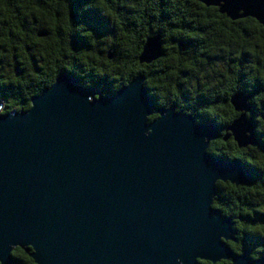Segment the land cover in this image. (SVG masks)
Returning a JSON list of instances; mask_svg holds the SVG:
<instances>
[{
  "label": "water",
  "instance_id": "water-1",
  "mask_svg": "<svg viewBox=\"0 0 264 264\" xmlns=\"http://www.w3.org/2000/svg\"><path fill=\"white\" fill-rule=\"evenodd\" d=\"M199 1L264 26V0ZM161 55V36L147 37L140 62ZM144 81L103 95L63 72L26 110L2 112L0 96V264H14L13 247L36 264H264L229 247L233 223L212 204L218 181L251 173L208 151L214 122L156 108ZM249 99L230 98L239 147L257 143Z\"/></svg>",
  "mask_w": 264,
  "mask_h": 264
},
{
  "label": "trees",
  "instance_id": "trees-1",
  "mask_svg": "<svg viewBox=\"0 0 264 264\" xmlns=\"http://www.w3.org/2000/svg\"><path fill=\"white\" fill-rule=\"evenodd\" d=\"M155 34L161 36L162 55L140 62L146 38ZM26 44L32 45L29 52L36 60L28 55L21 59ZM63 72L74 73L107 94L143 74L156 108L175 104L176 110L198 121L214 122L222 136L210 141L208 151L238 160L252 176L250 183L236 186L241 190L226 205L222 196L227 201L230 192L224 182L216 183L218 199L213 206L231 219L235 231L236 240L227 243L238 253L264 254L262 24L249 16L231 19L217 6L199 0H0L2 112L28 109L31 97ZM240 91L250 95L257 137L255 146L246 148L233 137L222 139L237 117L230 98ZM155 117L156 112L149 120ZM11 256L14 264H36L20 247H13Z\"/></svg>",
  "mask_w": 264,
  "mask_h": 264
},
{
  "label": "flooded vegetation",
  "instance_id": "flooded-vegetation-1",
  "mask_svg": "<svg viewBox=\"0 0 264 264\" xmlns=\"http://www.w3.org/2000/svg\"><path fill=\"white\" fill-rule=\"evenodd\" d=\"M14 43V42H13ZM13 43H10V45H9V47L10 48H12L13 50L12 51H16L17 50V46L16 45H14ZM31 43H33V41H31ZM23 51H21V54H23V56L21 57V59H25V56H31L32 58H33V60H36V54H31V52H29V51H33V47H32V45L31 44H26V45H24V48L22 49ZM34 50H36V48L34 49ZM39 56H42V58L44 57V58H46L45 56H43V54L40 52V54H38ZM16 58H17V54H15L14 55ZM27 58V57H26ZM68 73V72H67ZM60 74V73H59ZM74 74V73H73ZM79 78V77H78ZM80 79V78H79ZM80 82H81V84L82 85H84V86H91V87H94V89H95V91H99L101 94H103V95H105V94H107V93H103L102 91H101V89H99V87L98 86H96V85H93V84H85V83H83L82 82V80L80 79ZM0 96H1V94H0ZM2 99V98H1ZM3 101V100H2ZM236 113H237V116L239 115V112H237L236 111ZM254 113V111H253V108L251 107V109L247 112V118H249V119H251L250 118V116L252 115ZM254 123V122H253ZM231 132L230 131H228L227 130V133H225L224 134V136H223V140L224 141H227V140H229L231 137H233L231 134H230ZM222 135H221V132H220V130L218 129V136L215 138V139H218V138H220ZM227 137V138H226ZM214 140V139H213ZM209 146H210V144H209ZM249 146H255V145H249ZM248 147V146H247ZM209 148V147H208ZM241 148H246V147H241ZM211 152V151H210ZM211 153H213V154H215L216 156H218V157H221V158H224V159H231V158H229V157H224L223 155H221L218 151H215V152H211ZM232 160H234V159H232ZM235 185V184H234ZM243 185V184H242ZM238 187L239 185H235V187ZM241 186V185H240ZM235 187H231V185L230 184H227V183H225L224 182V185H223V188H226L230 193H229V197L227 198V201L225 200L226 199V197H224V196H222L223 197V199H224V202L223 203H225L224 205H226V204H229L231 201V199L233 198V197H235V196H237V194H238V190H241L240 188H235ZM232 193V194H231ZM224 195V194H223ZM218 188H217V194L215 195V197H214V199H213V203H214V201H216L218 198ZM222 199V198H221ZM220 198H219V202L220 203H222V200H221ZM226 202H228V203H226ZM212 203V204H213ZM217 206V205H216ZM215 207V206H214ZM215 208H217V209H219V210H221L220 208H218V207H215ZM221 212H222V210H221Z\"/></svg>",
  "mask_w": 264,
  "mask_h": 264
},
{
  "label": "bare ground",
  "instance_id": "bare-ground-1",
  "mask_svg": "<svg viewBox=\"0 0 264 264\" xmlns=\"http://www.w3.org/2000/svg\"><path fill=\"white\" fill-rule=\"evenodd\" d=\"M260 245V244H259Z\"/></svg>",
  "mask_w": 264,
  "mask_h": 264
}]
</instances>
